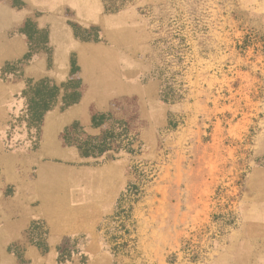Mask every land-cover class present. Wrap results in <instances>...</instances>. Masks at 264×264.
<instances>
[{"label": "rangeland", "instance_id": "rangeland-1", "mask_svg": "<svg viewBox=\"0 0 264 264\" xmlns=\"http://www.w3.org/2000/svg\"><path fill=\"white\" fill-rule=\"evenodd\" d=\"M29 1L0 0V24L14 26H0V86H20L0 107V146L10 151L1 159L23 165L46 112L87 92L74 52L61 84L24 75L38 53L52 66L62 38L51 41V21L113 48L105 55L126 76L99 85L90 128L74 123L62 134L80 157L64 163L67 175L116 170L90 200L58 204L59 215H76L74 234L52 236L35 221L23 240L58 264H264V0H67L53 14ZM79 4L100 11V22L78 26ZM151 80L153 93L144 92ZM19 245L9 253L25 264Z\"/></svg>", "mask_w": 264, "mask_h": 264}, {"label": "crops", "instance_id": "crops-1", "mask_svg": "<svg viewBox=\"0 0 264 264\" xmlns=\"http://www.w3.org/2000/svg\"><path fill=\"white\" fill-rule=\"evenodd\" d=\"M4 4H0V7L4 8ZM29 4L32 10L46 9L49 14L58 12L64 5H69L67 0H30ZM6 7L7 12L10 13L9 4ZM78 7L79 9L73 8L78 16L76 19L78 26L84 27L86 24L94 25L100 22V11L96 9L89 11L85 5L80 6V4ZM3 21L0 24L1 27H14L13 24ZM51 22L49 24L51 41L57 35H61L62 38L61 46L54 47L52 66L48 67L47 57L43 53H38L24 68V75L48 78L55 84H61L70 78L68 61L70 54L74 52L78 67L76 76L87 87V92L79 102L63 110L55 106L46 112L42 119L36 148L29 154L23 150V165L16 168L11 165L9 160L5 161L0 158V264H19L17 258L9 253L14 240L20 241L21 245L19 246L22 248V258L25 264H58L53 254L44 255L35 245L28 244L23 240L26 229L32 222L43 221L52 236L74 234L71 229L76 228V215L68 218L65 211L59 215L58 204H62L65 209L68 204L75 205L78 202L90 200V197L86 196L88 190L100 188L101 184L108 180L106 172L117 168L110 164L102 165V168L98 169L74 168V172L76 171L79 176L67 175L68 170L64 163L76 162L80 157L75 148L63 144L62 134L74 123L90 128L91 105L101 107L102 103L99 85L115 81L121 83L126 74L122 68L123 64L117 62L118 59L112 55H105L113 48H107L100 42H81L76 39L70 26L63 27L61 25L62 30H60L59 25L56 24H62L61 22ZM138 44V40L134 37V47H137ZM25 51L27 52V49ZM60 60H67V63L60 65ZM139 66V58L137 53H134V85L136 87L140 85ZM153 84L155 82L151 80V83L142 90L148 92L152 89L153 93V89H155ZM97 86L98 88H96ZM4 87L5 94L2 93L0 86L2 93L0 107L10 101L13 91L20 89L17 84ZM103 94L106 95V92ZM4 150V147L0 146V157L10 154V151ZM28 155L29 159H27ZM60 186H63L64 189L61 198L60 196L56 197V189ZM67 187L74 190L72 191V201H69L66 195ZM55 244L57 243L53 242L54 246Z\"/></svg>", "mask_w": 264, "mask_h": 264}, {"label": "trees", "instance_id": "trees-1", "mask_svg": "<svg viewBox=\"0 0 264 264\" xmlns=\"http://www.w3.org/2000/svg\"><path fill=\"white\" fill-rule=\"evenodd\" d=\"M63 137H65V136H63Z\"/></svg>", "mask_w": 264, "mask_h": 264}]
</instances>
